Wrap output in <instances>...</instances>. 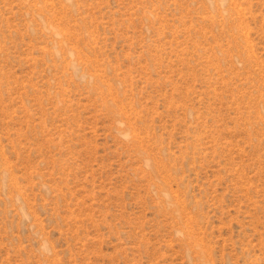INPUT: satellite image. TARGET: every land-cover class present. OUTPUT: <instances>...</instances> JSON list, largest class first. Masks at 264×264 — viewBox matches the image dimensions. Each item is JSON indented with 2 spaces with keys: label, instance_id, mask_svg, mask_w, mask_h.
Wrapping results in <instances>:
<instances>
[{
  "label": "rangeland",
  "instance_id": "rangeland-1",
  "mask_svg": "<svg viewBox=\"0 0 264 264\" xmlns=\"http://www.w3.org/2000/svg\"><path fill=\"white\" fill-rule=\"evenodd\" d=\"M0 264H264V0H0Z\"/></svg>",
  "mask_w": 264,
  "mask_h": 264
}]
</instances>
